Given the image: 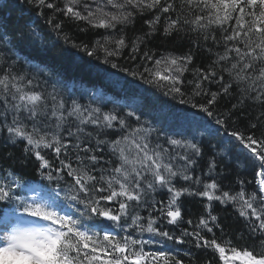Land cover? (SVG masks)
<instances>
[{"label": "trees", "instance_id": "1", "mask_svg": "<svg viewBox=\"0 0 264 264\" xmlns=\"http://www.w3.org/2000/svg\"><path fill=\"white\" fill-rule=\"evenodd\" d=\"M9 2L0 15V215L28 207L14 194L30 180L73 207L72 235L47 263L97 264L130 227L110 222L120 235L107 244L101 213L137 221L141 232L157 220L159 195L183 207L185 234L264 258L261 217L252 215L262 206L251 203L257 163L203 119L264 157V0ZM103 69L147 85L123 94L143 103L129 110L91 98L93 86L113 93ZM22 77L32 87L7 101ZM71 83L88 88L70 93ZM179 252L163 264H218L193 242Z\"/></svg>", "mask_w": 264, "mask_h": 264}, {"label": "rangeland", "instance_id": "2", "mask_svg": "<svg viewBox=\"0 0 264 264\" xmlns=\"http://www.w3.org/2000/svg\"><path fill=\"white\" fill-rule=\"evenodd\" d=\"M22 224L21 222H17L15 224L7 223L0 226L1 257H7L17 262L19 255L27 258L30 253L32 257L36 258L40 251H42V249L36 245L38 244V236H43L40 233L36 236L35 234L27 232V227ZM242 262H244V264H254L245 258H242L239 264H242Z\"/></svg>", "mask_w": 264, "mask_h": 264}, {"label": "bare ground", "instance_id": "3", "mask_svg": "<svg viewBox=\"0 0 264 264\" xmlns=\"http://www.w3.org/2000/svg\"><path fill=\"white\" fill-rule=\"evenodd\" d=\"M94 1H97V0H86V2L84 3L86 5V8H88V9L93 8L95 5ZM8 3L10 4L9 0H8V2H0V15L2 13H4V11H5L4 8L9 5ZM101 4H102V2L98 4V7H97L98 10L101 9ZM95 6H97V5H95ZM9 9H11V8H9ZM98 10H96V11H98ZM94 13H95V9L90 11V12H87V14H86V16L88 14H90V17L88 19L90 25L96 24L98 21V16L96 13L95 14ZM5 19H7V17ZM2 20H4V19H3V17L0 16V25L4 24L5 20L4 21H2ZM0 69H2L4 71V69H6V68L3 67ZM9 71H10V69L7 70L8 73H9ZM21 79L22 80L20 82L18 81V79L13 81V83L11 85V91L9 92V96L6 97L7 101L10 100L12 97L16 96L17 93L21 94L26 89H29L28 87H32V86H29L30 82H28L27 78L22 77Z\"/></svg>", "mask_w": 264, "mask_h": 264}, {"label": "water", "instance_id": "4", "mask_svg": "<svg viewBox=\"0 0 264 264\" xmlns=\"http://www.w3.org/2000/svg\"><path fill=\"white\" fill-rule=\"evenodd\" d=\"M104 218H106V217H104Z\"/></svg>", "mask_w": 264, "mask_h": 264}]
</instances>
